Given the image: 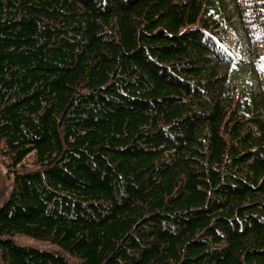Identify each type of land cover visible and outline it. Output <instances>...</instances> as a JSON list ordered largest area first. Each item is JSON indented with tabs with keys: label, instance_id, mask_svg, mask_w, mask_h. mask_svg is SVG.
<instances>
[{
	"label": "trees",
	"instance_id": "1",
	"mask_svg": "<svg viewBox=\"0 0 264 264\" xmlns=\"http://www.w3.org/2000/svg\"><path fill=\"white\" fill-rule=\"evenodd\" d=\"M0 155V264H264V0H0Z\"/></svg>",
	"mask_w": 264,
	"mask_h": 264
},
{
	"label": "rangeland",
	"instance_id": "2",
	"mask_svg": "<svg viewBox=\"0 0 264 264\" xmlns=\"http://www.w3.org/2000/svg\"><path fill=\"white\" fill-rule=\"evenodd\" d=\"M2 158H3V156L0 155V175H1V180H2L3 184L5 185L7 183H10V181H8L9 173H8V170L3 166ZM31 160L32 159L30 158L29 161H31ZM19 240H21L23 242H26V243L34 244V245H37V246H45V247L50 248V245L43 244V243H37V242H34V241H32V240H30L28 238L20 237Z\"/></svg>",
	"mask_w": 264,
	"mask_h": 264
}]
</instances>
